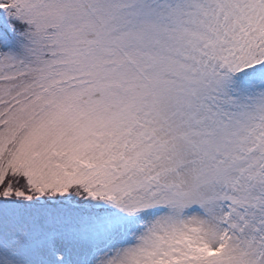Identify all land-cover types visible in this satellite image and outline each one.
<instances>
[{
	"label": "snow or ice",
	"instance_id": "1",
	"mask_svg": "<svg viewBox=\"0 0 264 264\" xmlns=\"http://www.w3.org/2000/svg\"><path fill=\"white\" fill-rule=\"evenodd\" d=\"M0 264H264V0H0Z\"/></svg>",
	"mask_w": 264,
	"mask_h": 264
}]
</instances>
